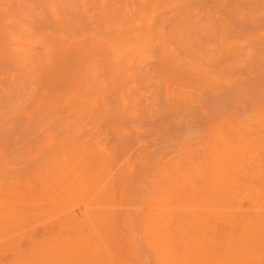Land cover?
Returning a JSON list of instances; mask_svg holds the SVG:
<instances>
[{
    "label": "bare ground",
    "instance_id": "6f19581e",
    "mask_svg": "<svg viewBox=\"0 0 264 264\" xmlns=\"http://www.w3.org/2000/svg\"><path fill=\"white\" fill-rule=\"evenodd\" d=\"M13 153L8 176L62 156L61 175L81 170L83 189L102 192L90 190L106 202L94 201L99 216L91 200L80 214L101 216L108 244L93 247L109 264H264V0H0V159ZM3 183L2 198L23 185ZM239 193L251 212L236 220ZM70 214L62 225L78 221ZM80 227L68 240H83ZM63 239L45 259L31 247L29 263H67L60 249L75 240ZM77 244L68 264L106 256Z\"/></svg>",
    "mask_w": 264,
    "mask_h": 264
},
{
    "label": "rangeland",
    "instance_id": "374dc122",
    "mask_svg": "<svg viewBox=\"0 0 264 264\" xmlns=\"http://www.w3.org/2000/svg\"><path fill=\"white\" fill-rule=\"evenodd\" d=\"M18 153V152H17ZM13 156H15L14 155V153H13V155L12 154H9L6 158H4V159H0V169H4V170H2V171H6V169H7V176H8V172H10L11 173V169L12 168H14V167H16V168H18V167H20L19 166V162L17 161H15L17 164H15V162H14V160H15V157H13ZM28 156H30V155H28ZM9 157V158H8ZM55 157V156H54ZM50 158V159H48L45 163L46 164H48V165H44V163L43 164H39V166L40 167H38V166H36V167H31V169H33V171H29V170H27V171H24L25 172V174H24V176L23 175H21V174H23V173H21L20 175L19 174H17L16 176L17 177H14L15 176V174H14V176H12L13 174V171H12V177L11 176H8V178H7V176H6V173L4 172V174H5V176H4V174L2 175V174H0V176H2V177H0L1 179H0V186L1 185H4L5 184V186L3 187L4 189L6 188V187H8V186H6V183H3V182H5V180H6V182L9 184V187H10V185L12 184V188H14L13 186H15V185H18L17 183L19 182H21L23 185H24V187H22L23 188V190H21V191H19V192H21V193H19V192H17L16 190L17 189H21V186H23V185H21V184H19V185H21L19 188H17L16 189V187L14 188V189H11V187H10V189L8 190V189H6V190H4L5 192L6 191H11V192H14V193H16L15 195H13V193H12V195L11 196H13L14 197V199H13V197H11V196H9V194H8V197L10 198L11 197V199H13L14 201H11L10 199V201H11V203L12 202H14V204H11V206L7 203L9 200H8V198H7V196H6V200H5V195H7V193H5V192H1V194H3L4 196H3V198L0 196V199L2 200H4V201H7V202H5V205L6 206H4L3 204H2V206H0V212H6V213H3V217H2V221H1V217H0V224H1V228H0V263L1 264H8V262H9V264H13V263H17V264H19V263H23V264H25L24 262H26V261H24V258L25 257H27V255L28 256H30L31 254H28V253H30L31 251V249L32 248H35L36 246V251H38V245H41V247L44 249V251L46 250V252L47 253H45L44 251V259H45V255H48V254H50L49 252L52 250V248H55V246H57V247H59L56 243L59 241V239L61 240V239H63L62 241L64 242L65 241V243H66V241L68 240V238L71 236V235H73V234H70V233H72V232H68V230L69 229H71V227H68V228H65V226L67 227V226H69L70 224L71 225H76V224H79L78 223V221H79V219L78 218H81V219H83L84 217H86L85 215H84V213L86 214V210L89 208V206H91L90 204L92 203V201H93V205L94 204H96V202L94 203V201L96 200V199H94L93 198V195H92V197H90L91 195H90V193H91V191H92V193L94 192V190H95V186L93 185V184H90V185H86V184H89L90 182H92L93 181V179L95 178L94 176H96L95 175V173L97 174L98 172H99V169H96V170H93L92 172L94 173V171H95V173H94V178L92 179V178H89L90 180H92V181H88L87 179H86V184H83V186L84 185H86V186H88V187H86L85 188V186H84V189H83V187H82V184L81 183H85V179L83 178V177H81V176H84L83 174H82V172L80 173L81 175L79 176V171H81V170H79L78 171V169L77 170H75V171H73L72 170V164H76V162L77 161H75L74 162V160L73 161H71V162H65V163H67V167L70 169L68 172L69 173H66V174H68L67 176H66V178H65V175H64V177H63V175H61L60 174V172L58 171V170H56V164L55 163H57V162H59L58 160H61V158H63L62 156H61V158H58V159H56V158ZM11 158V159H10ZM9 159H10V161H9ZM82 161V163L84 164V161L83 160H81ZM11 162V163H10ZM63 162H64V160H63ZM9 163H10V165H9ZM71 163V164H70ZM13 164H15V165H13ZM21 164V163H20ZM70 164V165H69ZM9 165V166H8ZM18 165V166H17ZM53 165V166H52ZM43 166H45V167H43ZM48 166V167H47ZM42 167V168H41ZM9 168H11V169H9ZM45 168H47V169H45ZM50 168H52L53 170L51 171V169ZM10 170V171H9ZM35 170V171H34ZM1 171V170H0ZM1 171V172H2ZM37 171V172H36ZM44 171V172H43ZM54 171V172H53ZM78 172V175L76 174L77 172ZM83 171V170H82ZM0 172V173H1ZM27 172H29V173H27ZM52 174V177H51V175H50V173ZM76 172V173H75ZM87 172V171H86ZM92 172H88V173H92ZM32 173V174H31ZM55 173H56V175H55ZM76 174V176H79V177H81V178H77V177H75L74 175ZM84 173V172H83ZM93 173H92V175H93ZM28 174V175H27ZM34 174V175H33ZM36 174V175H35ZM44 174V175H43ZM49 174V175H48ZM54 174V175H53ZM87 174V173H86ZM85 174V175H86ZM99 174V173H98ZM106 174H108V173H106ZM38 175V176H37ZM58 175H59V177H58ZM89 175V174H88ZM88 175H86L85 176V178L88 176ZM92 175H90V177L92 176ZM103 175H105L104 173H103ZM33 176V177H32ZM48 176V177H47ZM52 178V179H50V177ZM61 176V177H60ZM102 175H101V171H100V177L98 176V178H96V180H98L99 181V178H101V180L99 181V184L98 185H100L101 183V186H99V187H101V189L102 188H104V186H102V185H104V183H105V181H106V177L105 176H103L104 177V179H102L103 177H101ZM107 176V175H106ZM258 176L259 175H257V178H256V180H254L253 182H259L260 180H262V178L261 177H259L258 178ZM9 177H11V179L9 178ZM28 177V178H27ZM97 177V176H96ZM42 178H43V181H42ZM78 179V180H82V179H84L83 180V182H79V181H77L76 179ZM106 178V179H105ZM13 179V180H12ZM49 179H50V182H49ZM54 179V180H53ZM258 179V180H257ZM12 180V181H11ZM32 180H34L33 182H31ZM80 180V181H81ZM95 180V179H94ZM102 180H104V182H101ZM13 182V183H15L16 182V184H14L13 185V183H10V182ZM48 181V182H47ZM75 181H77V182H79V184L81 185L80 186V190H78V191H73L74 189L73 188H75V187H77V185H75ZM98 181H96L97 183H98ZM24 182H25V184H24ZM37 182V183H36ZM42 182H44V183H42ZM95 182V181H94ZM93 182V183H94ZM3 183V184H2ZM34 183V184H33ZM259 183H261V181L259 182ZM59 184V185H58ZM79 184H78V186H79ZM95 185H96V183H94ZM18 185V186H19ZM27 185V186H26ZM51 185V186H50ZM64 185V186H63ZM34 186V187H33ZM47 186V187H46ZM93 186H94V188H93ZM2 187L0 188V189H2ZM37 187V188H36ZM53 189H52V188ZM34 188V189H33ZM39 188H41V189H39ZM44 188V189H43ZM47 188H49V189H47ZM76 189V188H75ZM79 189V188H78ZM82 189V190H81ZM92 189V190H91ZM98 188H96V191H95V194L97 193V191H99V189L97 190ZM3 190V189H2ZM1 190V191H2ZM12 190H15V191H12ZM41 190L43 191V192H41ZM46 190H47V192H46ZM60 190V191H59ZM91 190V191H90ZM104 190V189H103ZM102 190V191H103ZM26 191V192H25ZM62 191V192H61ZM75 192V193H74ZM84 192V193H83ZM87 192V193H86ZM8 193H10V192H8ZM70 193V194H69ZM100 193H102L101 191L99 192V195H100ZM94 194V193H93ZM94 194V196H96ZM90 195V196H89ZM99 195H97V196H99ZM68 196V197H67ZM83 196V197H82ZM85 196V197H84ZM96 196V197H97ZM61 197V198H60ZM64 197V198H63ZM80 197V198H79ZM67 198V199H66ZM88 198V199H87ZM90 198V199H89ZM94 200H93V199ZM100 198V197H99ZM98 198V200H100V201H102V200H104L102 197L99 199ZM262 198H264V196H261L260 198H259V203L261 204V209L262 210H264V199H262ZM26 199V200H25ZM82 199V200H81ZM102 199V200H101ZM241 199V200H240ZM2 200V201H3ZM50 200V201H49ZM77 202H76V201ZM91 200V201H90ZM3 201V202H4ZM10 201H9V203H10ZM41 201V202H40ZM73 201V202H72ZM75 201V202H74ZM91 202L90 204L88 203V202ZM97 201V200H96ZM100 201H97V204H96V206L98 207L97 209H100V208H102V210H104V206H105V201H104V205L100 202ZM238 201H240V202H238ZM244 201V202H243ZM50 202V203H49ZM61 202V203H60ZM103 205H101L100 207H99V205H100V203ZM103 202V201H102ZM249 199H246V198H244L243 197V195L241 194V193H239V195H237V197H236V201L234 202V208L233 209H235V212H234V214L236 213V215H235V218H236V220H238V217L242 214V212L244 213V212H248V213H250L251 212V210H249V208L251 207V206H249L250 204H249ZM29 203V204H28ZM67 203V204H66ZM7 204H8V206H10L11 208H12V206L14 205V207L17 205H19L18 207H20V208H18L17 207V209H19V212H17V215L15 214L16 213V211H12V209L10 208V210H11V212H10V210L9 209H6L5 207H8L7 206ZM27 204V205H26ZM58 204V205H57ZM66 204V205H65ZM72 204V205H71ZM86 204H89V206L87 205V208H86ZM246 204H248V206L246 205ZM49 205V206H48ZM52 205V206H51ZM70 205V206H69ZM76 205V206H75ZM79 205V206H78ZM83 205H84V207H83ZM92 205V208H89L90 210L91 209H93V215H94V217H95V215H98L99 214V210H97L98 212V214H94V211H95V209L93 208V207H95V205L93 206ZM107 205V204H106ZM4 206V207H3ZM45 206V207H44ZM58 206V207H57ZM241 206H242V208H241ZM245 206V207H244ZM38 207V208H37ZM70 207H72V208H70ZM74 207V208H73ZM59 208V209H58ZM66 208V209H65ZM68 208V209H67ZM86 208V209H85ZM96 208V207H95ZM239 208V209H238ZM244 208V209H243ZM248 208V209H247ZM14 209V208H13ZM16 209V208H15ZM38 209V210H37ZM48 209V210H47ZM23 210V211H22ZM53 210V211H52ZM77 210H79V211H77ZM85 210V211H84ZM101 210V209H100ZM8 211V212H7ZM42 211V212H41ZM47 211H48V213H47ZM63 211V212H62ZM64 211H66V212H64ZM69 211L70 212H72V214H75V215H78L77 217V220L78 221H73V219L71 220V221H73V222H76V223H74V224H72L71 222H70V224L68 225V224H66V222L67 221H65V224H61V223H63L64 221V219H66V218H69L68 216L69 215H67L68 213H69ZM84 211V212H83ZM11 213V214H13L14 213V216L16 217V218H13L12 216H11V214H10V218L14 221H12L11 223H10V218L8 217V214L7 213ZM27 212V213H26ZM80 212L82 213L83 212V216L84 217H82V215L80 214ZM96 212V211H95ZM47 213V214H46ZM102 213V212H101ZM100 213V214H101ZM247 213V214H248ZM4 214H6V216H7V218H9V219H5L6 217L4 216ZM39 214V215H38ZM55 214V215H54ZM72 214H70V215H72ZM233 214V215H234ZM247 214H245V215H247ZM46 215H49V217L48 216H46ZM87 215V214H86ZM252 215V213L249 215V216H251ZM44 216V217H43ZM61 216V217H60ZM67 216V217H66ZM80 216V217H79ZM89 216H90V214H89ZM99 216V215H98ZM58 217H60V218H58ZM71 217V216H70ZM88 217V216H87ZM86 217V218H87ZM101 217V216H100ZM99 217V218H100ZM48 218V219H47ZM86 218H84L83 220H82V222L84 221V220H86ZM89 218V217H88ZM90 218H93V216H91ZM98 218V217H97ZM96 218V219H97ZM97 219L98 220V222H101L102 221V219H101V221H99L100 219ZM5 219V221H3ZM16 219V220H15ZM19 219V220H18ZM28 219V220H27ZM36 219V220H35ZM57 219V220H56ZM63 219V220H62ZM81 219H80V221L79 222H81ZM94 219V218H93ZM9 220V223H10V225H8L9 223H7V221ZM22 220V221H21ZM24 220V221H23ZM51 220H53V222H51ZM55 220V221H54ZM61 220V221H60ZM69 220V219H68ZM75 220H76V218H75ZM88 220V219H87ZM91 220V219H90ZM90 220H88V221H90ZM96 220V221H97ZM16 221V222H15ZM51 223H50V222ZM93 222H95L97 225H95V227L94 228H96L97 226L99 227V225L100 224H102V223H97L96 221H95V219L94 220H92ZM61 222V223H60ZM91 222V221H90ZM90 222H87V221H84L81 225H78V227H80V226H82V227H80V228H82V229H80L81 230V233H79V230H78V233L79 234H81V235H83L84 237L87 235L88 237H91L90 235H92V234H94V236H95V238H94V240L92 241V243H91V245H92V247H93V244H96V243H101L103 240H106L107 238H105V236L103 237V238H105V239H103V238H99V240H98V238L96 237V236H98V235H100L99 233L100 232H102L103 233V231L102 230H99L98 228H96V230H94L93 228V230L91 229V227H92V225L93 224H95V223H93V222H91V224H88V223H90ZM2 223H4L5 225V228H4V226L2 225ZM19 225H18V224ZM47 223V224H46ZM54 223V224H53ZM68 223V222H67ZM15 224V225H14ZM16 224L18 225V226H16ZM21 224V225H20ZM35 224V225H34ZM61 224V225H60ZM84 224V225H83ZM227 224V223H226ZM226 224H225V226H226ZM91 225V226H90ZM24 226V227H23ZM32 226V227H31ZM42 226V227H41ZM56 226V227H55ZM87 226H89V227H87ZM102 227H103V224L101 225ZM101 226H100V228H101ZM219 227H223V225H218ZM223 227V228H221V230H219V231H222L223 229H226V231L228 230V228H226V227ZM229 226V225H228ZM237 226V225H236ZM7 227V228H6ZM33 227H35V228H33ZM48 227H50V228H48ZM58 227V228H57ZM60 227V228H59ZM77 227V225H76V227L75 228H73L72 227V230L74 229L75 231H77L76 230V228H78ZM85 229H84V228ZM218 227V228H219ZM3 228V229H2ZM17 228V229H16ZM56 228V229H55ZM9 229V230H8ZM58 229V230H57ZM63 229V230H62ZM67 229V230H66ZM102 229V228H101ZM234 229V228H233ZM236 229L238 230V227H236L235 228V231H236ZM2 230V231H1ZM16 230V231H15ZM38 230V231H37ZM48 230H50V231H48ZM72 230H69V231H72ZM73 230V231H74ZM84 232H83V231ZM89 230V231H88ZM100 232H99V231ZM26 231V232H25ZM36 231V232H35ZM41 231V232H40ZM75 231H74V233H75ZM93 231V232H92ZM104 231H105V229H104ZM34 232H35V234H34ZM40 232V233H39ZM45 232V233H44ZM49 234H48V233ZM234 232V231H233ZM237 232V231H236ZM3 233H5V234H3ZM12 233V234H11ZM14 233V234H13ZM23 233V234H22ZM68 233H69V235H68ZM77 233V232H76ZM75 233V234H76ZM92 233V234H91ZM102 233H101V236H102ZM106 232H104L103 234H105ZM78 234V235H79ZM90 234V235H89ZM33 235V236H32ZM38 235V236H37ZM45 235L46 236H48V237H45ZM77 235V234H76ZM11 236V237H10ZM18 236H21V237H18ZM44 236V237H43ZM54 236H55V238H54ZM61 236V237H60ZM75 236V235H74ZM74 236H72L71 238L73 239V237ZM80 236V235H79ZM83 236H80L81 238L80 239H83V240H79L76 236V239H78L79 241H76L75 239H73V240H75L74 242L72 241V239L70 238L68 241L70 242V240L72 241V242H70V245L69 246H73L74 244H77L78 242H80L79 244H80V246H81V244L82 245H86L87 244V246H89V247H91V245H88V243H90L91 241V238H86V239H88V241L89 242H87L86 243V241H84V240H86V239H84L83 238ZM100 236V237H101ZM12 237H13V239H12ZM66 237H67V239H66ZM74 237V238H75ZM92 237H93V235H92ZM99 237V236H98ZM4 238V239H3ZM19 238V239H18ZM37 238V239H36ZM97 238V239H96ZM8 239V240H7ZM12 239V240H11ZM15 239V240H14ZM29 239V240H28ZM97 240V242L96 243H94L96 240ZM23 240V241H22ZM17 241V242H16ZM53 241H57L56 243L55 242H53ZM26 242V243H25ZM77 242V243H76ZM85 242V243H84ZM107 244H108V241H105ZM104 242V243H105ZM22 243H24V244H27V245H23ZM48 243H51V245H50V247L49 246H47V245H49ZM59 243V242H58ZM65 243H63L62 245H63V248L64 247H67L66 245H64ZM68 243V242H67ZM72 243V244H71ZM74 243V244H73ZM104 243L102 242L100 245L101 246H103L104 245ZM52 244H56V245H54V247H53V245ZM106 244V245H107ZM34 245H36L35 247H34ZM46 245V246H45ZM61 245V246H62ZM78 245V244H77ZM96 245H98V244H96ZM95 245V246H96ZM18 246V247H17ZM21 246V247H20ZM25 246L27 247V248H25ZM69 246H68V250L69 251H71V247H70V249H69ZM76 246V245H75ZM79 245L77 246V247H80ZM32 247V248H31ZM40 247V246H39ZM46 247H47V249H46ZM82 247V246H81ZM88 247V248H89ZM99 247V246H98ZM98 247H96V249H95V247H93L92 249L93 250H96L97 251V249L99 250V248ZM108 247V246H107ZM59 248H62V247H59ZM73 248H76V247H73ZM102 249H103V252H104V250H105V252H106V250L107 249H105L106 248V246H104V247H101ZM9 249V250H8ZM51 249V250H50ZM58 249V248H57ZM56 249V250H57ZM82 249H86V247L85 248H83L82 247ZM102 249H100L99 251L101 252V250ZM11 250V251H10ZM15 250V251H14ZM20 250V251H19ZM33 250V249H32ZM63 253L64 252H66L67 251V253L65 254V256L67 257V258H72L71 256H73V251H71L70 252V254L68 255V250L66 249V248H64V251H63V249H60ZM60 250H58L57 252H61ZM66 250V251H65ZM75 250V249H74ZM89 250H91V248L89 249ZM109 250V249H108ZM35 251V250H34ZM34 251H32L33 252V256H35L34 255V253H37V252H34ZM39 251H41V253L40 254H42V249L41 250H39ZM38 251V252H39ZM110 251V250H109ZM109 251H107L106 252V256H104L103 254V256L98 252V254L99 255H101L102 256V258L104 257H107L108 256V253H109ZM6 252V253H5ZM23 252V253H22ZM27 252V253H26ZM54 252L56 253V251L54 250ZM62 252L60 253V254H62ZM75 252H77V250L76 251H74V254H75ZM92 252V251H91ZM103 252H101V253H103ZM19 253V254H18ZM52 253V252H51ZM54 253V254H55ZM71 253H72V255H71ZM93 254H91L92 256H91V258L90 259H92L93 260V258L95 257V256H97V253L95 252V251H93L92 252ZM53 254V255H54ZM59 254V253H58ZM57 253L55 254V257H59V256H57L58 255ZM59 254V255H60ZM76 254H78V253H76ZM80 254V253H79ZM76 255V256H81V255ZM94 254H96L95 256H94ZM112 252H111V257H113L112 256ZM17 255V256H16ZM18 255H23L22 257H24V258H22L23 259V261L24 262H16L15 261V259H16V257L18 258ZM26 255V256H25ZM37 256H35L36 258H38V257H40V256H38V254H36ZM68 255V256H67ZM71 255V256H70ZM7 256V257H6ZM33 256L31 255V257L33 258ZM51 256V258H52V254L50 255ZM70 256V257H69ZM109 256H110V254H109ZM34 257V258H35ZM48 257V256H47ZM98 257H100V256H98ZM98 257H96V260H97V263H99V262H106V263H108V260H107V258H111V257H107V258H105V260H104V258L102 259L101 257H100V259L102 260V261H100L99 260V258ZM8 258H9V260H8ZM13 258V259H12ZM19 258L21 259V257L19 256ZM51 258L49 259V257L47 258V260L49 259V264H51L52 262V260H53V258H52V260H51ZM75 258V259H74ZM76 258L77 257H73V261L75 260V262L74 263H76ZM98 258V259H97ZM27 259H28V257H27ZM39 259V258H38ZM37 259V260H38ZM42 260V259H40V260H42V261H45V260ZM54 259H56V258H54ZM60 259H61V257H60ZM60 259H56L55 261H57L56 263L58 264V261L60 260ZM69 259H66V258H64V256L62 257V260H67V263L66 262H64V261H61L60 260V264H63L62 262H64V263H66V264H68V261H69ZM80 259H82L81 257H80ZM90 259H89V261H90ZM149 260L150 258H148V256L146 257V260ZM13 260V261H12ZM17 260V259H16ZM29 260H31V258H29L27 261V263H29ZM34 260V259H33ZM33 260H32V262L31 263H33ZM36 260V259H35ZM34 260V261H35ZM71 260V259H70ZM79 260V259H78ZM95 260V261H96ZM113 260V259H112ZM148 260L147 261H145V262H147V264H150L151 263V259L149 260L150 262L148 263ZM18 261V260H17ZM54 261V262H55ZM73 261H72V263H71V261H70V263L69 264H73ZM81 261H83V260H81ZM88 260L86 259V261L84 260L83 261V264H84V262H85V264L87 263H90V262H87ZM109 261H111V259L109 260ZM114 261V260H113ZM113 261H111V263L113 262ZM11 262V263H10ZM36 262V261H35ZM33 263V264H47V261H45V263H43V262H41V261H37L38 263ZM51 262V263H50ZM55 263V264H56ZM78 263H80V260H79V262ZM77 263V264H78ZM92 263V262H91ZM90 263V264H91ZM94 264H95V262H93ZM96 263V264H97ZM30 264V263H29ZM52 264H54V263H52ZM81 264V263H80ZM99 264H101V263H99ZM102 264H104V263H102ZM109 264V263H108ZM152 264V263H151Z\"/></svg>",
    "mask_w": 264,
    "mask_h": 264
}]
</instances>
